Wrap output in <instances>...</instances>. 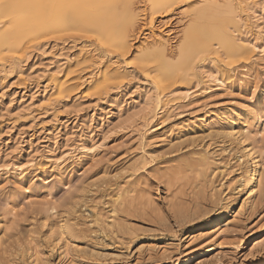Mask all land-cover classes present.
<instances>
[{"label":"rangeland","instance_id":"rangeland-1","mask_svg":"<svg viewBox=\"0 0 264 264\" xmlns=\"http://www.w3.org/2000/svg\"><path fill=\"white\" fill-rule=\"evenodd\" d=\"M70 1L15 0L14 12L0 11V37L7 41L0 59V264H185L212 244L214 251L189 264H264V182L253 206L245 204L229 229L199 241L187 238L210 218L242 205L244 177L254 168L245 148H255L264 179V138L257 135L264 121V55L223 60L221 49H201L205 35L235 26L232 15L225 19L220 11L210 19L197 16L223 0H176L167 12L153 15L152 25L154 1L124 2L139 15L125 55L113 45L111 15L121 11L105 10L99 29L113 31L104 43L87 21L95 19L100 4L78 7L75 18L85 17L88 24L70 25L67 7L80 0ZM56 7L64 12L62 23L55 19ZM161 41H167L172 64L187 41L196 56L177 71L186 81L162 85L186 90L199 82V91L157 115L146 112L108 125L124 90H142L146 79L158 76L159 63L143 62L142 53ZM100 44L112 51L90 59L85 46L101 52ZM42 46L49 52L45 58L38 52ZM54 54L62 55L58 62ZM110 58L132 67L133 78L111 80L114 66L105 70ZM209 61L228 90L204 92V80L193 76L192 65ZM221 127L234 128L246 142L225 139ZM203 159L209 164L199 168ZM64 219L79 233L74 242L59 238ZM255 239L260 243L252 248Z\"/></svg>","mask_w":264,"mask_h":264},{"label":"bare ground","instance_id":"bare-ground-1","mask_svg":"<svg viewBox=\"0 0 264 264\" xmlns=\"http://www.w3.org/2000/svg\"><path fill=\"white\" fill-rule=\"evenodd\" d=\"M72 1H70V2H72ZM126 1H128V0H116V1H112V2L110 0H80L79 2H73L75 4L69 5L67 7V11H66V15L69 16L68 24L72 25V24H75V22L81 24V22L86 21L85 17L82 18V16L79 17V15H77L76 16L77 18H75L74 15H76L75 13L77 12L78 7L80 9L82 7L92 6L95 3L100 4V7H97V9L95 10V12L97 13V15H95V19L91 18V19H88L87 21L89 22V24H92V26L94 27L93 28L94 31H92V29L89 27L91 29L90 31L95 33V36L97 35L99 38H102V40L103 39L106 40V38H109L108 36H110V34H112L111 32L113 31V28L110 29L111 28L110 27V28H106V29H102V28L99 29V27L104 23V21H102V20H104L106 18V16L104 15L105 10L110 8V7H115L116 10L121 11L122 13L121 14L116 13V16L114 14L111 15V19L116 20V27L114 25V27L116 28V31L114 30V32H113L114 34L116 33V43L113 41L114 42L113 45H114V48L116 50H118L121 54L125 55L131 49L128 46V44H129L128 38L131 36V34L133 32H135L137 30L136 24H137L138 17H139V15L136 13V10L133 8L134 6L132 7L131 5H122L124 2L126 3ZM144 1H146L148 3L149 2L152 3V1H154L152 3V6H151L152 13L150 14V18H149L150 19L149 20L150 25L153 24L152 23L153 15L158 14V13H162V12H167L176 3L175 2L176 0H144ZM0 2H1L0 3V11H1V14L4 15V14H11L12 12H14V10L17 7L16 3L18 1L15 3V0H0ZM41 2H43V1H41ZM54 3H56V2H54ZM60 4H61V2H60ZM126 4H128V3H126ZM46 5H47V3H46ZM48 6L49 5H47V7ZM52 6H53V3H52ZM37 7L38 6H36V7L33 6V11L31 13L37 11L38 10ZM50 7H51V5H50ZM50 7H49V9H50ZM203 8L200 9L202 11H200L197 14L199 19H204L205 16H208L207 18L210 19V18H212L211 15L216 14L220 11L223 15L224 14H226V15L231 14L233 17L232 18L233 20H230L231 16L229 17V16L224 15V17H225V19L229 17L230 23H231V21H233L235 24V26L229 25L227 28L219 30L217 32H216V29H218V28H216L215 31H212L215 33L211 32L210 34L205 35L204 39L206 37V40L203 42V45H202V42L200 43L198 40H196V41H198V42H196V44L200 43L202 45L201 49L203 51H212L214 48L217 47L218 49H221L219 51V53H220V58H222L223 60L231 59V57H246L247 58V57H250L252 54H255V53L258 54L259 56L264 55V38H263V36H264V0H241L239 2H234V0H223V2L216 1V2L210 3V5L208 7L204 8V9ZM51 10H49L50 13H51ZM84 11H86V10H84ZM88 11L89 10H87V12ZM20 12H23V11H21V9H20ZM196 12H198V11H196ZM26 13H27V11H26ZM63 13H64L63 10H61L59 8L55 9V12H54V15L56 17L55 19L61 23L65 21V20L63 21V16H62ZM18 14L19 13H17V15ZM33 14H32V16L35 15V14L34 15ZM47 14H48L47 17H49V15H51L49 13H47ZM15 15H16V12H15ZM10 17H12V16H10ZM17 17H19V16H17ZM38 17H39V15H38ZM224 17H222V19H224ZM207 18H206V20H207ZM216 18H219V17L216 16ZM28 19H29V17H28ZM229 20H227V21H229ZM31 21L32 20H30V22ZM87 21L85 23H87ZM107 21H109V20H107ZM220 21L223 22V20H220ZM220 21H219V23H220ZM27 22H28V20H27ZM30 22H28L29 25H30ZM23 23L25 24L24 20H23ZM12 24H13V22H12ZM20 24L21 23H19V25ZM33 24H35V22ZM63 25H64L63 27L66 26L65 24H63ZM70 25H68V27ZM83 25H85V24H83ZM75 26L78 27V29L80 28L79 26H77V24ZM75 26L73 25L70 27L76 28ZM193 27H191L192 30H193ZM14 28H16V27H13L12 29H14ZM26 29H29V27ZM65 29H67V28L65 27ZM72 30L69 29V31H72ZM73 31H75V30H73ZM15 33L16 32H14V34ZM9 34H11V33H9ZM137 35L138 34L134 35V37L136 36V38H134V39H138ZM92 36H94V34ZM189 36L192 37L193 34H190ZM8 37H10V36H8ZM18 38L21 40V36L19 37V35H18ZM102 40H101V42L98 40L97 41L102 43ZM104 40H103L104 43L108 42V41L105 42ZM188 41L184 45H181L183 47H181V49H180V53H181L180 58L181 59L178 62V64H172L171 62H169L167 60V58H168V54L166 51L167 41L158 42V44H159L158 46H156L153 49L151 48V50H149L147 52L145 51V54H143L144 53L143 52L142 53V56L144 55V58L142 57V59L144 60L143 62L147 63L150 61H154V62L159 63V64H157L158 65V71H159L158 76L154 80L149 81L148 79H146L145 86L141 87L142 90H139L136 92L129 91L127 89L124 90L125 93L123 95L124 96L123 100L121 102L115 104L116 108H115V112L113 113L115 118L111 119L109 117V118H107V120H105V123H107L108 125L111 123H114L115 121H116L115 122L116 124L125 123L126 121L133 119V117H136L137 115L139 116V114H143L146 112H147V114H148V112H153V113H156L155 115H157L160 113V111L164 112V111L169 110L168 109L169 107H170V109L175 108L178 105L179 101H181V100L193 98L194 92L199 91V87H200L199 82H196L195 86L193 88H189L186 90H182V89H180V87H176V88L171 87L172 89L169 90L170 87L165 88L162 85L164 82L172 83L177 79H182L183 81L187 80V78H184L182 76L180 77L179 75H177V71H178V69H184L185 66L190 65L191 64L190 62L196 58V56L193 58L191 57L190 51L192 52V48L188 44L189 43ZM213 41H216V42L213 43ZM11 42H12V39H11ZM191 42H192V40H191ZM110 43L111 42H109L108 44L111 45L112 43L111 44ZM6 44H7L6 38L0 37V59H3L4 51L7 50ZM109 45H108V47L109 48L111 47V50L109 49L110 51L108 50V48L104 49L105 47H103L100 44V48L102 47L101 52H97V50L92 49L91 45L85 46V48H86L85 53L89 55L88 57L90 59L94 60L95 58L97 59V58L102 57L105 53L110 54V52L112 51V46H109ZM12 48H14V47H12ZM38 50L37 51L39 52V55L42 57L46 56V54L47 55L49 54L48 50L46 49V46H44V47L42 46ZM13 51H15V50H13ZM61 56L62 55H60V54L59 55L54 54V58L56 59V61ZM262 58H264V57H262ZM27 59L28 60L31 59L30 54H28ZM260 60H263V59H260ZM109 61L111 62V63H109L111 65L110 66L108 65V67L105 70L107 71L110 69V67L112 68L113 66L115 68L114 69V76L111 77V80L123 79V81H124L125 77L129 78V76H130L133 78L134 73H136V72H134V70L129 71L130 68H132V67H129L128 64L127 65L117 64L116 60L114 61L112 58H110ZM145 63H144V65H145ZM192 66H193L192 72L195 73V74H193V76L198 77V78L200 77L204 80V87H202L204 92L210 93L211 91H214V90H222V91H223V89L228 90L227 80L220 74L219 70L214 66V64L211 61L201 63L199 66L198 65L197 66L192 65ZM17 67L20 68V65L18 63H17ZM233 70L231 69L232 72H233ZM108 73H110V72L108 71ZM18 74L20 76H22V75L24 76L21 69H19ZM105 74H107V73L105 72L104 76H105ZM183 76H185V75H183ZM254 77L255 76H253V78ZM147 81H149V82H147ZM60 92H62V90H60ZM258 130L259 131H258L257 135L260 136L261 138H264V121H260L258 123ZM219 135L223 136L225 139L232 140V142L239 141L240 143H242V145L246 142V139L244 140L241 137L242 135H240L238 132H234V128L232 129L231 127H221V129L219 130ZM245 152H246L245 155H247L253 161L254 168L252 170L248 171L244 177V183L246 186L247 197L243 201L242 205L240 207L238 206L234 211H232L229 208L224 215H217V216L210 218L205 224H203V226H200L198 228V230H196L195 232H192L187 238H190L193 241L198 239V241H199V239H201V238L209 237V236L211 237L213 235H216L220 231H223L224 229L226 231V228L229 229L228 226L235 219V217L241 212V209L243 208V206L245 204L253 206V203H254L256 197L261 192V188H262L264 179H263V174L261 173V171L259 169V164L257 161L258 157H257V152L255 151V148L247 147V148H245ZM208 164H209L208 159H203V160L198 162L197 166L199 168H204ZM201 174H202V172H201ZM58 233H59V238L66 240L69 243L74 242L75 240H77L79 238V233L75 230L74 225L68 219H64L63 222L60 224ZM219 235H220V233H219ZM2 240L3 239L0 238V248L3 245ZM257 240H259V239H255V241H253V242H257V243H255L254 246H252V248H255L260 243ZM215 249H216V246L212 244V245H210V247L208 248L207 251H204V252L202 251V253H200L199 255H197L193 258H190L188 260H185L184 263L189 264V263H191L192 260H193V262L194 261L198 262L204 254H207L208 252H212Z\"/></svg>","mask_w":264,"mask_h":264}]
</instances>
